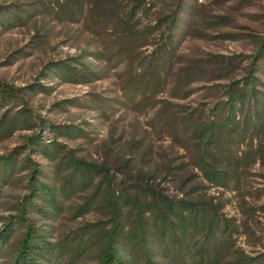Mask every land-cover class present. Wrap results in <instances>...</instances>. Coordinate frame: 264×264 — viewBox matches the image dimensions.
Segmentation results:
<instances>
[{
  "label": "trees",
  "instance_id": "1",
  "mask_svg": "<svg viewBox=\"0 0 264 264\" xmlns=\"http://www.w3.org/2000/svg\"><path fill=\"white\" fill-rule=\"evenodd\" d=\"M27 4L28 8L17 5L15 10L0 6V26L25 25L48 11L61 21L82 24L98 42L92 50L49 61L40 78L90 84L118 70L123 103L141 113L154 110L151 127L184 150L188 159L184 166L195 171L185 178L183 186L191 187L182 197L153 188L139 190L127 213L118 197L110 195L109 222L92 223L80 237L65 236L56 242L32 214L56 217L65 208L62 195L90 185L96 189L81 207L91 205L92 210L109 193L104 188L106 170L77 158L55 136L45 143L42 133L35 132L0 155V194L15 175L27 172V193L0 229V264H264V250L252 255L238 245L242 236L253 240L254 246L262 242L255 226L264 204L252 205L250 200L264 199V185L248 188L247 182L251 168L264 162V92L258 88L264 83L256 76L264 39L247 74L219 85L221 98L215 105L190 107L162 96L171 91L173 98L189 97L191 86L208 72L201 59L180 61L183 42L200 30L196 24L200 12L193 4L186 0H28ZM233 59L222 56L214 64L232 65ZM51 89L39 81L17 87L0 78V110L5 109L0 138L20 128L36 129L27 106L12 113L11 105H23L25 94ZM40 128L71 138L82 133L71 125L43 123ZM33 154L56 164L60 189L43 181L44 170ZM196 179H202L201 187L193 183ZM212 187L234 194L241 218L228 215L225 202L201 192Z\"/></svg>",
  "mask_w": 264,
  "mask_h": 264
},
{
  "label": "rangeland",
  "instance_id": "2",
  "mask_svg": "<svg viewBox=\"0 0 264 264\" xmlns=\"http://www.w3.org/2000/svg\"><path fill=\"white\" fill-rule=\"evenodd\" d=\"M200 12L196 24L200 29L187 37L179 54L180 61L201 59L208 64L204 78L195 82L193 92L187 98H173L170 92L162 98L184 103L190 107H212L221 98L219 85L244 77L254 55L264 39V0H186ZM28 0H0V6L17 5L28 8ZM98 42L80 23L57 19L52 12L44 11L25 25L3 28L0 26V78L17 87L37 81L52 87L50 93L25 94L24 103L12 104L11 112L27 106L33 115L36 129L20 128L6 138H0V155H6L27 141V137L41 132L45 143L53 136L67 150H74L77 158L104 166V188L108 195L91 210L82 208L86 198L95 187L86 186L71 194L62 195L64 210L56 217L48 218L42 213L32 217L39 227L53 233V241L80 237L81 230L92 223L102 225L112 216L110 195L118 197L122 212L132 208L139 190L153 188L155 191L180 198L191 185L184 180L195 170L184 166L188 161L185 151L160 135L151 127L154 110L141 113L127 107L123 101L118 70L112 69L108 76L90 84H73L58 79H44L41 71L51 60L78 55L83 50H92ZM222 56L234 58L232 65L216 66ZM101 68L105 63H97ZM256 76L264 83V56L258 60ZM213 70V71H212ZM264 92V86L258 85ZM5 109L0 110V118ZM71 125L81 129L75 137L42 130L40 125ZM32 157L44 170L43 181L61 188V176L56 164L40 154ZM26 171L20 172L12 182L2 188L0 194V229L7 216L15 213L17 201L27 193ZM200 185L202 179L193 182ZM203 182L202 185H205ZM264 185V162L251 168L248 188ZM61 191V190H60ZM201 192L215 196L216 202H225L224 211L241 218L239 203L233 193L218 188H201ZM252 205L264 204V199ZM255 229L262 235L261 241L242 236L238 245L249 254L264 250V213L257 212ZM91 230V227H89ZM89 230V231H90ZM90 232H88L89 234ZM3 263V260L2 262Z\"/></svg>",
  "mask_w": 264,
  "mask_h": 264
}]
</instances>
